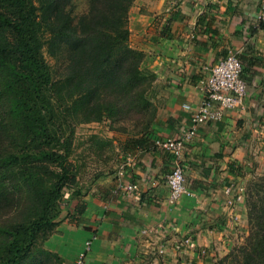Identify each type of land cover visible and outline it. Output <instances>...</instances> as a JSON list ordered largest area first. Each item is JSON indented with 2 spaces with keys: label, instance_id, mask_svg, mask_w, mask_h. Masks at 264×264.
I'll list each match as a JSON object with an SVG mask.
<instances>
[{
  "label": "crops",
  "instance_id": "obj_1",
  "mask_svg": "<svg viewBox=\"0 0 264 264\" xmlns=\"http://www.w3.org/2000/svg\"><path fill=\"white\" fill-rule=\"evenodd\" d=\"M263 3L134 1L130 44L145 56L142 69L155 77L157 105L150 131L135 137L141 142L132 145L131 137L121 145V159L129 165L125 182L140 192L117 190L116 163L114 175L81 199L87 208L78 226L69 220L76 204L64 210L45 242L63 264H74L88 241L86 264H212L245 225V199L230 206L225 190L233 183L243 186L252 167L264 166V22L257 24ZM232 52L238 53L248 83L244 107L199 127L183 158L192 194L171 203L166 177L173 158L154 142L191 128L212 67Z\"/></svg>",
  "mask_w": 264,
  "mask_h": 264
},
{
  "label": "trees",
  "instance_id": "obj_2",
  "mask_svg": "<svg viewBox=\"0 0 264 264\" xmlns=\"http://www.w3.org/2000/svg\"><path fill=\"white\" fill-rule=\"evenodd\" d=\"M134 1L88 0L76 16L74 0H0V264L61 260L44 245L64 212V190L78 183L70 159L78 114L84 122L114 117L110 97L131 99L134 109L133 100L141 105L153 85L154 75L142 69L143 52L130 44ZM65 103L77 119L61 116ZM19 125L27 135L14 148L8 135ZM76 200L66 209L78 226L87 205ZM246 208L248 238L212 264H264V177Z\"/></svg>",
  "mask_w": 264,
  "mask_h": 264
},
{
  "label": "rangeland",
  "instance_id": "obj_3",
  "mask_svg": "<svg viewBox=\"0 0 264 264\" xmlns=\"http://www.w3.org/2000/svg\"><path fill=\"white\" fill-rule=\"evenodd\" d=\"M87 1L74 0L76 16H81L87 10ZM47 57L50 59L49 56ZM52 61L57 67V61ZM153 87V85L150 87L141 105L137 100H133L135 103L134 109L128 105V101L131 99L110 97L106 102L115 105L118 111V114L114 117L106 114L99 122H84L86 120L85 117L81 116L80 113L78 114L80 118L79 121H75L74 125L76 127L70 146V159L77 166L78 183L74 187L64 190L63 200L61 201L64 210L67 205L76 204L77 198L81 200L85 194L93 191L94 188L97 189L101 182L108 180L114 175L116 163L120 161L123 155L121 148L123 143L131 137H138L150 131V125L156 118L157 111L156 92ZM64 88L62 91H64ZM66 104L61 106V109L66 110L62 112L61 116L70 119L69 121L74 120V118L77 119L78 116L75 115L78 111L74 109L77 112L75 113L71 108H67ZM91 117L94 118L95 116ZM25 130H27L25 126L19 125L12 134L8 135L13 137L12 147L16 148L17 145H23L24 138L27 135L24 132ZM263 177L264 166L252 167L249 174L246 175L242 182L245 202L253 187ZM248 236L249 221L247 218L245 225L241 229L237 228L230 236V242L225 247L223 246L221 250H218L214 262L225 258L234 249L240 247ZM44 249L46 250L45 245ZM50 264H62V260L58 262L54 260Z\"/></svg>",
  "mask_w": 264,
  "mask_h": 264
},
{
  "label": "built area",
  "instance_id": "obj_4",
  "mask_svg": "<svg viewBox=\"0 0 264 264\" xmlns=\"http://www.w3.org/2000/svg\"><path fill=\"white\" fill-rule=\"evenodd\" d=\"M262 22H264V3L257 18V24ZM247 96L248 83L243 76L242 62L238 53L232 52L212 67L205 84V97L202 103L192 111L191 128L183 131L178 137L155 140V146L165 150L173 158V168L166 177L171 203L178 202L183 196L192 194L186 185L183 158L187 147L196 138L199 127L221 121L228 111L242 110ZM186 108L190 109L188 106ZM128 166L124 158L117 162V190L126 194H137L140 192L138 185L125 182ZM225 192L230 206H235L244 197V187L236 183L227 187ZM186 243L189 244L190 240ZM91 247L92 242H86L84 251L77 257L74 264H86L87 254L91 251Z\"/></svg>",
  "mask_w": 264,
  "mask_h": 264
}]
</instances>
